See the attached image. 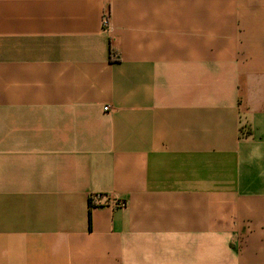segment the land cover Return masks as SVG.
Returning <instances> with one entry per match:
<instances>
[{"label":"crops","instance_id":"obj_1","mask_svg":"<svg viewBox=\"0 0 264 264\" xmlns=\"http://www.w3.org/2000/svg\"><path fill=\"white\" fill-rule=\"evenodd\" d=\"M0 264H264V0H0Z\"/></svg>","mask_w":264,"mask_h":264},{"label":"built area","instance_id":"obj_2","mask_svg":"<svg viewBox=\"0 0 264 264\" xmlns=\"http://www.w3.org/2000/svg\"><path fill=\"white\" fill-rule=\"evenodd\" d=\"M101 25H102V29L108 32L110 31L111 24H110V14L108 10H105L104 13L102 14ZM107 108L108 106H104V109H107ZM103 198H105V195L97 193V194L90 196V202L92 204L94 201H99L100 199H103ZM108 200L111 201L112 204H116L118 206L125 205V201L122 199L115 200V199L108 198Z\"/></svg>","mask_w":264,"mask_h":264},{"label":"trees","instance_id":"obj_3","mask_svg":"<svg viewBox=\"0 0 264 264\" xmlns=\"http://www.w3.org/2000/svg\"><path fill=\"white\" fill-rule=\"evenodd\" d=\"M90 200V199H89ZM90 204H91V202H90Z\"/></svg>","mask_w":264,"mask_h":264}]
</instances>
